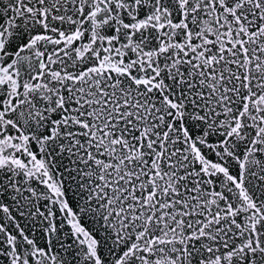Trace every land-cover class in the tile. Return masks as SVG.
Masks as SVG:
<instances>
[{
    "label": "snow or ice",
    "instance_id": "6c2138e0",
    "mask_svg": "<svg viewBox=\"0 0 264 264\" xmlns=\"http://www.w3.org/2000/svg\"><path fill=\"white\" fill-rule=\"evenodd\" d=\"M0 264H264V0H0Z\"/></svg>",
    "mask_w": 264,
    "mask_h": 264
}]
</instances>
